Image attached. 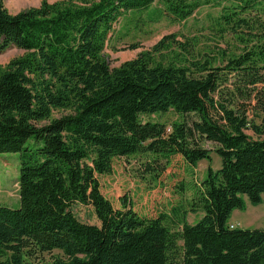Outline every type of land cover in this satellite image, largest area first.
I'll list each match as a JSON object with an SVG mask.
<instances>
[{"label":"trees","instance_id":"1","mask_svg":"<svg viewBox=\"0 0 264 264\" xmlns=\"http://www.w3.org/2000/svg\"><path fill=\"white\" fill-rule=\"evenodd\" d=\"M154 1H43L10 13L0 0V53L25 50L0 71V153H19L22 182L20 205H0V264H26L25 256L44 253L49 259L40 264H264V227L228 224L231 212L244 208L243 196L252 205L264 199V89L257 88L264 85V23L240 17L254 0H233L217 26L247 32L239 36L243 49L225 65L196 60L189 41L168 34L151 51L110 68L103 50L113 24ZM158 1L178 21L208 2ZM251 37L256 42L249 45ZM163 52L166 62L156 61ZM230 75L233 90L247 99L254 94L262 108L258 138L241 129L245 105L237 107L239 118L226 106ZM243 85H251L247 93ZM58 108L72 112L52 118ZM169 110L180 116L170 130L143 119ZM189 114L197 119L188 122ZM203 140L215 144L221 165L188 186L189 209L141 215L128 197L117 205L103 194L101 178L115 158L145 154V172L158 179L175 156L191 167L208 160ZM51 174L58 180L54 204ZM73 206L94 223L79 220ZM187 211L202 216L189 223Z\"/></svg>","mask_w":264,"mask_h":264},{"label":"rangeland","instance_id":"2","mask_svg":"<svg viewBox=\"0 0 264 264\" xmlns=\"http://www.w3.org/2000/svg\"><path fill=\"white\" fill-rule=\"evenodd\" d=\"M43 1L53 4H75L82 5L85 2L95 0H2L6 10L10 13H17L32 7H38ZM192 2L194 0H186ZM202 1V0H200ZM255 2V3H254ZM233 0H208L185 20H174L164 11L163 5L155 0L148 9L141 11H127L113 24L105 43L103 54L106 57L110 68H116L125 61H130L142 52L151 51L152 46L163 36L175 34L181 41H189L193 47L195 59L209 58L216 66H223L233 55H238L245 43L239 38L241 34L247 32L243 30L240 35L234 34L232 30H225L219 23V15L223 8L229 7ZM255 8L242 13L240 17L253 22L264 23V0H254ZM261 29V26H259ZM256 42L251 37L248 39L249 45ZM25 53V50L10 47L0 53V71L4 70L8 63ZM167 52L155 56L156 61H164L163 57ZM169 55V54H168ZM170 56V55H169ZM223 61V62H222ZM235 77H229L227 85L231 93L224 95L226 106L231 109L235 118L240 114L237 107L245 105L246 111L243 114L241 129L249 136L258 138L262 135V108L256 105L257 97L254 94L247 99L242 93L233 90L230 85ZM258 89H264V85L258 84ZM251 85L241 87L246 93ZM221 100V99H220ZM228 100H231L230 102ZM72 111L69 108H58L52 111V118H57ZM239 114V115H238ZM160 121L164 123L167 130H170L173 122L179 121L180 116L169 110L161 114L144 116L143 119ZM186 120L190 122L197 119L195 114L186 115ZM47 121L40 122L41 124ZM201 145L210 149L209 159H203L195 167L185 163L180 156H175L166 165V169L159 175L158 179H151V175L144 170L143 163L148 160L145 154L137 153L128 157H119L113 160L112 172L102 176V192L114 204L119 205L121 197H128L134 208L141 215L155 216L159 213H170L171 209L183 206L189 209L187 202L192 198V191L188 186L200 183L206 175L208 167L217 169L221 165V158L215 153V144L203 140ZM48 177V178H47ZM46 184L50 192V201L53 199V191L57 179L53 174L47 176ZM21 178L19 173V153H0V205L17 208L21 202ZM185 184L186 189L179 190L180 185ZM245 206L243 209H234L228 219V224L238 228H263L264 227V199L263 202L252 205L246 196H243ZM73 211L82 222L91 224L93 219L77 206H73ZM201 213L187 211V221L196 223ZM53 253H58L54 250ZM26 264H40L42 260H48L49 255L43 257H24Z\"/></svg>","mask_w":264,"mask_h":264},{"label":"built area","instance_id":"3","mask_svg":"<svg viewBox=\"0 0 264 264\" xmlns=\"http://www.w3.org/2000/svg\"><path fill=\"white\" fill-rule=\"evenodd\" d=\"M229 227H230V228H234V226H233L232 224H229Z\"/></svg>","mask_w":264,"mask_h":264}]
</instances>
